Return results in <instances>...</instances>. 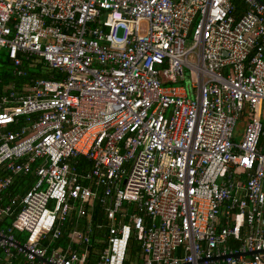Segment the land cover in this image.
Returning <instances> with one entry per match:
<instances>
[{
    "label": "built area",
    "instance_id": "built-area-1",
    "mask_svg": "<svg viewBox=\"0 0 264 264\" xmlns=\"http://www.w3.org/2000/svg\"><path fill=\"white\" fill-rule=\"evenodd\" d=\"M0 48L54 71L0 94V264H264V0H0Z\"/></svg>",
    "mask_w": 264,
    "mask_h": 264
},
{
    "label": "trees",
    "instance_id": "trees-1",
    "mask_svg": "<svg viewBox=\"0 0 264 264\" xmlns=\"http://www.w3.org/2000/svg\"><path fill=\"white\" fill-rule=\"evenodd\" d=\"M240 8H243V5L237 4L236 12L238 10H240ZM27 68H28L27 65H25V64L22 65V69L25 71V76L24 77L13 76L12 75V70H10V68L9 69L0 68V80H1V83H0V94H2L5 91V89H4L5 86H7V85H9L11 83H13L15 88L17 90H19L22 86L28 85L30 83V81H32V80H35V79H38V78H41V77H43L44 79H51L52 76H54V71L53 70H49L47 68H44L42 66V64H36L35 67H32V69H29V68L27 69ZM85 165L86 164H82L81 165V169H79V170L82 171V168H84ZM85 167L89 168V165L85 166ZM18 182H22V179H19ZM15 188L17 189V187H15ZM98 212H99V208L96 207L95 208V212H94V214H95L94 215L95 228H94L93 235L91 236V240L93 241V243L95 242V247L100 248L101 246H100V244H98L96 242V240H98L100 238H103V236L106 233V230H105V228L97 229V226L100 225V224H103V222H104L102 216L100 214H98ZM83 224H84L83 220H80L79 223H78L79 226H81ZM74 226H76V224H75L73 219L68 220L65 223V225H64V227L62 229V238L58 242L59 245H64L66 243L67 235L69 234L71 229H73ZM132 243H135V242H132ZM136 245H137V243H136ZM138 252H139V247L137 245L136 250L134 252V257L138 254Z\"/></svg>",
    "mask_w": 264,
    "mask_h": 264
},
{
    "label": "rangeland",
    "instance_id": "rangeland-1",
    "mask_svg": "<svg viewBox=\"0 0 264 264\" xmlns=\"http://www.w3.org/2000/svg\"><path fill=\"white\" fill-rule=\"evenodd\" d=\"M191 46V42L189 40H187L185 42V47L188 48ZM10 65V66H9ZM0 68H7L10 70H13L12 65L10 64V62L7 60L6 58V51L2 48H0ZM29 69H32V67H28ZM27 68V69H28ZM42 79H44L43 77H41ZM180 85V84H179ZM26 234H21V237H25ZM133 242V241H132ZM130 243L129 248H128V252H127V262H134L135 258H134V252L136 250V242L135 243ZM21 261H23L22 258H20ZM15 264H17V261L15 262Z\"/></svg>",
    "mask_w": 264,
    "mask_h": 264
},
{
    "label": "crops",
    "instance_id": "crops-1",
    "mask_svg": "<svg viewBox=\"0 0 264 264\" xmlns=\"http://www.w3.org/2000/svg\"><path fill=\"white\" fill-rule=\"evenodd\" d=\"M20 179H22V182H18L19 179H16L15 180V185L13 187L14 193H17V194H23L27 190V188L29 187V183H26L27 182V179H25V178H20ZM30 186H31V184H30ZM15 187H17V189ZM103 225H104V222H103V224H100L98 226H100L101 228H105V227H103ZM82 226L83 225L79 226L78 223H77L76 226L73 227V229H75V228H81ZM93 226L95 228V225L94 224H93ZM98 226H97V229H101ZM73 229H71V230H73ZM104 237H105V235L103 236V238ZM100 239H102V238H100ZM60 246H63V245H60Z\"/></svg>",
    "mask_w": 264,
    "mask_h": 264
}]
</instances>
